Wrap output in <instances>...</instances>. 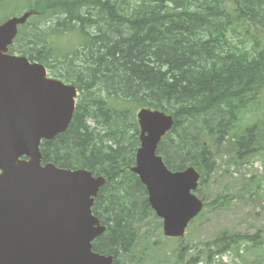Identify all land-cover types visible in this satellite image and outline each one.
Returning a JSON list of instances; mask_svg holds the SVG:
<instances>
[{
  "label": "trees",
  "instance_id": "obj_1",
  "mask_svg": "<svg viewBox=\"0 0 264 264\" xmlns=\"http://www.w3.org/2000/svg\"><path fill=\"white\" fill-rule=\"evenodd\" d=\"M9 1L0 0V10ZM23 2L35 13L19 26L9 52L45 65L78 89L68 128L40 144L43 163L105 177L92 212L106 229L93 240V250L113 255V264H139L138 227L157 217L131 171L140 145L136 113L145 107L173 116L157 153L170 170L193 166L202 185L215 168L211 145L223 144L264 86V43L253 34L236 37L238 25L264 36V0ZM259 133L254 123L236 135L235 160L258 149ZM262 242L259 232L222 231L204 255L187 258V247L177 248V261L211 264L216 253Z\"/></svg>",
  "mask_w": 264,
  "mask_h": 264
},
{
  "label": "water",
  "instance_id": "obj_2",
  "mask_svg": "<svg viewBox=\"0 0 264 264\" xmlns=\"http://www.w3.org/2000/svg\"><path fill=\"white\" fill-rule=\"evenodd\" d=\"M32 14L0 23V264H112L113 255L92 246L106 229L92 212L104 177L42 163L40 143L67 129L77 91L49 77L43 64L8 52ZM136 117L140 146L131 170L145 185L163 234L181 237L203 208L193 192L199 173L193 166L170 170L156 151L172 128L170 113L144 107Z\"/></svg>",
  "mask_w": 264,
  "mask_h": 264
},
{
  "label": "rangeland",
  "instance_id": "obj_3",
  "mask_svg": "<svg viewBox=\"0 0 264 264\" xmlns=\"http://www.w3.org/2000/svg\"><path fill=\"white\" fill-rule=\"evenodd\" d=\"M226 8L230 11L232 6L227 3ZM22 10H28L23 0H10L0 10V17ZM236 27V37L240 33L242 39L248 40L252 39L253 34L264 43V36L258 31L250 28L246 34V26ZM66 40L61 43L66 44ZM254 123L260 132L258 149L249 157L235 160L232 142L242 129ZM211 149L215 168L199 185L198 196L206 205L216 202L203 208L199 216L189 223L181 238H168L162 232L160 218H147L138 227L134 260L139 258V264H179L177 248L181 246L187 247V258L198 251L204 255L205 245L222 231L230 234L259 232L263 242L254 247L244 243L240 247L233 246L222 252L223 256H214L211 264H264V86L257 98L240 113L230 136L218 147L211 145ZM245 182L248 186L240 190ZM200 261L198 264H206L203 259Z\"/></svg>",
  "mask_w": 264,
  "mask_h": 264
}]
</instances>
